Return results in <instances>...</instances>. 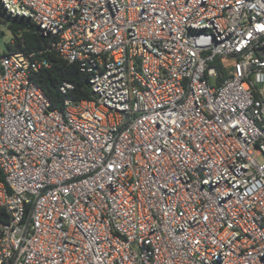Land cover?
Returning a JSON list of instances; mask_svg holds the SVG:
<instances>
[{"label": "built area", "instance_id": "obj_1", "mask_svg": "<svg viewBox=\"0 0 264 264\" xmlns=\"http://www.w3.org/2000/svg\"><path fill=\"white\" fill-rule=\"evenodd\" d=\"M0 5L48 38L0 52V264H264V0Z\"/></svg>", "mask_w": 264, "mask_h": 264}, {"label": "trees", "instance_id": "obj_2", "mask_svg": "<svg viewBox=\"0 0 264 264\" xmlns=\"http://www.w3.org/2000/svg\"><path fill=\"white\" fill-rule=\"evenodd\" d=\"M0 13H5L1 5ZM5 14L8 27L15 36V39L9 44L10 52L28 54L30 51L42 49L48 44V38L42 35L34 20ZM44 56L51 62V65L49 68L36 72L33 81L50 99L52 108L61 109L66 98L74 101L90 98L89 75L81 71L77 63H68L53 50L46 51ZM214 64L220 67L218 60H215ZM64 83L72 84V88L63 92L61 87ZM0 180L3 181L1 170Z\"/></svg>", "mask_w": 264, "mask_h": 264}, {"label": "rangeland", "instance_id": "obj_3", "mask_svg": "<svg viewBox=\"0 0 264 264\" xmlns=\"http://www.w3.org/2000/svg\"><path fill=\"white\" fill-rule=\"evenodd\" d=\"M5 13H0V52H9V44L15 39L14 34L8 27V21Z\"/></svg>", "mask_w": 264, "mask_h": 264}]
</instances>
